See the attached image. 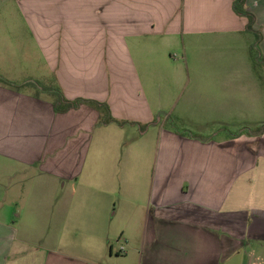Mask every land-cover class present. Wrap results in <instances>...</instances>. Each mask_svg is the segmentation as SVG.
I'll return each mask as SVG.
<instances>
[{
  "label": "crops",
  "instance_id": "0c3cea01",
  "mask_svg": "<svg viewBox=\"0 0 264 264\" xmlns=\"http://www.w3.org/2000/svg\"><path fill=\"white\" fill-rule=\"evenodd\" d=\"M234 1L0 0V203L23 194L0 264H264V62ZM48 76L126 123L23 88Z\"/></svg>",
  "mask_w": 264,
  "mask_h": 264
},
{
  "label": "trees",
  "instance_id": "16d2710c",
  "mask_svg": "<svg viewBox=\"0 0 264 264\" xmlns=\"http://www.w3.org/2000/svg\"><path fill=\"white\" fill-rule=\"evenodd\" d=\"M233 8L237 15L247 18L248 24H247V30L250 32H253L256 36V42L251 47V56L252 59L256 62L257 60H261V56L259 54L258 45L260 44L262 40V35L258 33L255 30V24H256V18L255 15L248 9L246 0H235L233 4ZM0 83L12 86L11 83L2 77H0ZM57 93L55 91H47V95L53 100V103L55 105V108L58 112H66L70 109L78 108L81 104L87 103L92 106H94L96 109H98L101 113V120L100 124L108 125L111 123H119L120 125H124L126 122L117 121L111 114V110L109 106L105 103H100L96 101L91 100H84V99H77L75 101L68 100L64 94L62 93V90L60 87H58ZM44 90H48L47 88H43ZM184 135L189 134V136H193L191 133H188L187 131L183 132ZM252 134L260 135L264 134V126L252 130ZM196 137V136H195Z\"/></svg>",
  "mask_w": 264,
  "mask_h": 264
},
{
  "label": "rangeland",
  "instance_id": "374dc122",
  "mask_svg": "<svg viewBox=\"0 0 264 264\" xmlns=\"http://www.w3.org/2000/svg\"><path fill=\"white\" fill-rule=\"evenodd\" d=\"M178 58H180V56H178ZM262 62H264L263 60H260ZM39 84L40 86H42L43 88H47L48 90H37V85ZM58 83L55 81L53 76H48L45 77L44 79H41L38 83H33V84H28L25 87H23L25 89V91L27 92H36L39 95L43 96V98L49 97L47 95V91H55V93H57V89L58 88ZM34 89V90H33ZM153 132H150L149 137L152 136ZM148 139V138H146ZM142 142V140H141ZM23 179V180H22ZM26 178L23 177H17V179H15L13 182H11L9 184V188H13V191H18L20 190V187L23 189V183L25 182ZM31 185V183H26V186L29 188ZM13 198L10 197V199H6L3 200L0 204H3L4 201L7 202V204H4L6 206V210L5 211H1L4 212L5 214L7 213V218H12L13 220H16L18 222V226L20 228H23V207L22 204H14L12 202L18 201L19 198H21L23 196L19 195V193L17 195H11ZM26 196V195H25ZM16 197V199L14 198ZM14 199V200H12ZM108 201H110L109 204H121V196L120 195H114L112 198H110ZM140 205H141V209H140V217H144V215L146 214V207H147V202H146V195L141 193L140 194ZM118 207V206H117ZM114 213V211H112V214ZM24 219L29 220V223H32L31 219H29L27 216L24 217ZM117 242H115L116 244ZM39 249L38 247H30V250H36ZM17 253L18 252H22L23 253V245L22 244H18L17 245V249H16ZM11 262H16L15 264H23V254L20 256V254L15 255L12 259Z\"/></svg>",
  "mask_w": 264,
  "mask_h": 264
},
{
  "label": "built area",
  "instance_id": "2783aa9c",
  "mask_svg": "<svg viewBox=\"0 0 264 264\" xmlns=\"http://www.w3.org/2000/svg\"><path fill=\"white\" fill-rule=\"evenodd\" d=\"M122 251H124V249L122 248Z\"/></svg>",
  "mask_w": 264,
  "mask_h": 264
}]
</instances>
